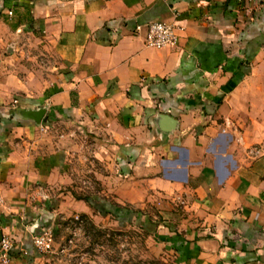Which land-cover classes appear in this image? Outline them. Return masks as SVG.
I'll return each mask as SVG.
<instances>
[{
    "label": "crops",
    "instance_id": "0c3cea01",
    "mask_svg": "<svg viewBox=\"0 0 264 264\" xmlns=\"http://www.w3.org/2000/svg\"><path fill=\"white\" fill-rule=\"evenodd\" d=\"M155 20L176 45L145 44ZM88 196L155 206L179 264H264V0H0L8 264H67L32 239L76 217L119 223Z\"/></svg>",
    "mask_w": 264,
    "mask_h": 264
},
{
    "label": "rangeland",
    "instance_id": "374dc122",
    "mask_svg": "<svg viewBox=\"0 0 264 264\" xmlns=\"http://www.w3.org/2000/svg\"><path fill=\"white\" fill-rule=\"evenodd\" d=\"M84 190H79L82 195ZM143 207L144 216L139 219L150 229L156 224L155 233L147 232L136 215L124 223L113 222V217L99 221L76 217L70 222L72 229L57 235L56 247L68 246L67 252L58 255L67 264H179L170 245L158 239L165 234L161 232L165 228H159L166 223L164 215L150 203Z\"/></svg>",
    "mask_w": 264,
    "mask_h": 264
},
{
    "label": "built area",
    "instance_id": "2783aa9c",
    "mask_svg": "<svg viewBox=\"0 0 264 264\" xmlns=\"http://www.w3.org/2000/svg\"><path fill=\"white\" fill-rule=\"evenodd\" d=\"M12 13L11 11L9 12ZM182 29L178 25L164 21L155 20L147 25L145 44L153 48H164L166 46L176 45L179 39L177 30ZM33 245L40 253H65L68 250L67 245L56 247V234L53 229H45L33 236ZM71 242V241H69ZM15 247L8 236H3L0 240V261L2 264H8L11 260L9 253Z\"/></svg>",
    "mask_w": 264,
    "mask_h": 264
},
{
    "label": "trees",
    "instance_id": "16d2710c",
    "mask_svg": "<svg viewBox=\"0 0 264 264\" xmlns=\"http://www.w3.org/2000/svg\"><path fill=\"white\" fill-rule=\"evenodd\" d=\"M90 205H92L94 208H96L97 210H99L101 213L103 214H106V213H112L116 218H119V220H121V222H125L126 220H130L132 219V217H135L136 215V218H138V221L140 225H143V228H146L147 229V232H153L155 233V227H156V224L154 225V227L152 229L148 228L147 224H144V223H141V220L139 218H141L142 216H144V212L143 210L141 209H132L130 208L129 206H118V205H115V206H111V209L110 210H105V208H103V206L101 205V202L100 203H97V201L93 200V199H90V196L88 197H85L84 198ZM114 205V204H113ZM118 209H119V212H118ZM159 238L161 239H164V240H168L169 238H172L170 236H166V235H162L160 234L158 236ZM9 256L11 258L15 257L16 254L14 253V248L13 250L10 251L9 253Z\"/></svg>",
    "mask_w": 264,
    "mask_h": 264
},
{
    "label": "water",
    "instance_id": "95a60500",
    "mask_svg": "<svg viewBox=\"0 0 264 264\" xmlns=\"http://www.w3.org/2000/svg\"><path fill=\"white\" fill-rule=\"evenodd\" d=\"M42 115H43V112L42 111H39L38 112V119H40L42 117Z\"/></svg>",
    "mask_w": 264,
    "mask_h": 264
}]
</instances>
